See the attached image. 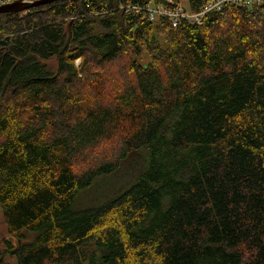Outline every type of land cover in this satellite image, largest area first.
<instances>
[{"label": "trees", "instance_id": "1", "mask_svg": "<svg viewBox=\"0 0 264 264\" xmlns=\"http://www.w3.org/2000/svg\"><path fill=\"white\" fill-rule=\"evenodd\" d=\"M164 1L0 13V206L18 240L0 264H264V4L175 28L121 8ZM124 55L113 94L77 88Z\"/></svg>", "mask_w": 264, "mask_h": 264}, {"label": "rangeland", "instance_id": "2", "mask_svg": "<svg viewBox=\"0 0 264 264\" xmlns=\"http://www.w3.org/2000/svg\"><path fill=\"white\" fill-rule=\"evenodd\" d=\"M19 1H21V2H29V1L32 2L33 0H0V7L6 6L9 4H13V3L19 2ZM187 1L188 0H180L179 3L181 4V6L183 4L184 6L187 7L189 4V2H187ZM35 7H37V6H35ZM30 8H27V9L25 8V10H21V11H17V12H8V13H22L23 14V13L27 12ZM189 12H192V11L188 10V13ZM128 13L130 14V12H128ZM159 36L162 39L163 33L162 32L159 33ZM141 56L142 57L140 58V61L143 64L147 63L150 59V56L148 55V52L146 50L143 52V54ZM129 59H127L126 56L124 55L120 60L106 64L104 68L99 70V74L97 75V77H96V73H95L94 78L87 77L84 79V80H90V83H89L90 85H88L87 83H86L87 85L80 83L77 88L79 90H82L83 92H89V94H88L89 97H93V100H96V97H95L96 96V84L95 83L97 80L98 82H100L99 84L105 86L106 93L111 92V94H113L114 90H115L113 82L116 81L115 82L116 85L118 84L117 82H119V83L123 82L125 80L126 74L129 72L128 68L125 66L126 62H128ZM90 61H92L91 62V64H92L91 65V67H92L91 71H93V70L95 71L96 70V61H93V60H90ZM45 64H47V68L49 70H51L53 72L57 71L58 60L56 59V57L46 61ZM111 143L112 142H108L105 144V146H108ZM97 151H100V149ZM96 153H98V152H96V150L94 153L93 152L88 153V155L86 157L87 159L78 162L77 167L80 168V167L87 166L88 165L86 163L87 160H93L96 157ZM115 178H116V180H119V178H121V177L118 176ZM124 180H125V178L123 177V181ZM95 183L96 182L94 181V183L91 184V186H89L85 190H82L78 193L75 200L73 201L74 202V205H73L74 209L86 207L85 205L88 203V201L96 198L97 190L93 191L94 188L96 187V186H94ZM119 183H121V182H119ZM92 186H94V187L91 190H89V188H91ZM115 187H117V186L113 185L111 187V188H113V190H110L109 192L112 193V192L116 191L117 189ZM86 190L87 191H93V192H87ZM23 232L26 235V237L28 238V240H31L33 238V235H34L33 232H31L27 229L23 230ZM5 239H9L13 245H17V243H18L17 237L15 235L10 234L8 229H7V225L4 221L2 209L0 206V245L2 248H4V240ZM14 256L15 255L13 253L6 252L5 253L6 262L8 264H18L17 260Z\"/></svg>", "mask_w": 264, "mask_h": 264}, {"label": "built area", "instance_id": "3", "mask_svg": "<svg viewBox=\"0 0 264 264\" xmlns=\"http://www.w3.org/2000/svg\"><path fill=\"white\" fill-rule=\"evenodd\" d=\"M175 0H165L160 4H155L152 2H134L129 5H121L126 13H138L144 11L147 13L148 19L151 22L157 24L162 20H168L169 24L173 28L178 27L182 22H187L191 24L202 25L205 18L209 13L218 12L225 6L233 5L237 7L247 8V10H252L256 6L264 4V0H202L203 5L196 12L192 11L188 13L183 5ZM173 5V6H172Z\"/></svg>", "mask_w": 264, "mask_h": 264}, {"label": "water", "instance_id": "4", "mask_svg": "<svg viewBox=\"0 0 264 264\" xmlns=\"http://www.w3.org/2000/svg\"><path fill=\"white\" fill-rule=\"evenodd\" d=\"M56 0H33L32 2H15L13 4H9L3 7H0V13H8V12H17L21 10H25V8L40 6L44 4L52 3Z\"/></svg>", "mask_w": 264, "mask_h": 264}, {"label": "crops", "instance_id": "5", "mask_svg": "<svg viewBox=\"0 0 264 264\" xmlns=\"http://www.w3.org/2000/svg\"><path fill=\"white\" fill-rule=\"evenodd\" d=\"M180 1V0H179ZM178 1V2H179ZM183 5V4H182ZM184 6V5H183ZM186 9H188V10H192L191 8H190V4H188V6L186 7V6H184ZM77 63H79V60H77Z\"/></svg>", "mask_w": 264, "mask_h": 264}, {"label": "bare ground", "instance_id": "6", "mask_svg": "<svg viewBox=\"0 0 264 264\" xmlns=\"http://www.w3.org/2000/svg\"><path fill=\"white\" fill-rule=\"evenodd\" d=\"M30 2V1H29ZM175 2V1H174ZM173 6V5H172ZM142 12H144V11H142ZM145 13V12H144ZM146 15H147V13H145Z\"/></svg>", "mask_w": 264, "mask_h": 264}]
</instances>
